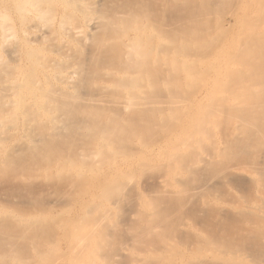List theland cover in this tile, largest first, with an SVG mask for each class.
<instances>
[{
	"label": "rangeland",
	"instance_id": "obj_1",
	"mask_svg": "<svg viewBox=\"0 0 264 264\" xmlns=\"http://www.w3.org/2000/svg\"><path fill=\"white\" fill-rule=\"evenodd\" d=\"M105 1L108 2L106 6L113 2L116 5L117 2L119 5L122 3L121 8H116L118 13L123 10L138 13L137 7L131 4L133 0H128L131 6H127L128 1L124 5L125 0ZM241 1L143 0L144 9L158 24L157 29L166 37L176 36L175 40L188 63L195 55L201 58L209 55L208 59L211 54L216 57L222 45L229 54L236 53L235 48L240 42L238 32L232 38L219 37L218 26L220 22L230 24L233 32L239 28L240 25L235 29L230 19L242 15L239 9ZM254 1H245L242 5V8L248 7L246 13L249 18L255 14ZM19 2L0 0V76L3 79L8 76L9 81L16 78L17 91L26 105L40 109L36 104L39 97L33 98L31 92L38 89V84L35 81L34 87L31 83L33 61L27 58L28 46L35 48L37 53L45 52L44 56L51 64L50 71L54 74L58 69L52 66L53 63L64 64L71 57L68 55L75 56L68 46L72 36L64 35L72 25H58L66 6L63 0H52V4L57 6L54 21L35 20L33 26L24 32L25 27L20 22L22 14L17 11ZM25 4L30 6V3ZM114 4L110 5L113 9ZM2 15H6L5 19ZM5 20L13 24L9 31L11 35L9 32L4 35L1 23ZM138 20L130 24L131 28L138 25ZM121 21L118 20V25H123ZM50 30L54 31L53 34L38 40L40 33H50ZM135 31L138 32L130 31L132 36ZM101 33L102 27L95 32L96 36ZM23 38L27 39V44ZM204 38L210 42L205 50L197 44ZM109 44L99 50L91 39L83 45L87 55L84 54L83 59L88 68L86 71L93 77L92 80L87 72L89 81L93 83H87L91 84L88 86L84 82L87 86L83 83L81 88V99L87 104L75 105L80 111L75 107L79 113L75 111L70 122L66 114L60 113L57 119L65 124L67 121L66 126L59 131L51 130L49 137H39L35 151L25 150V154L19 155L21 158L18 156L17 163L0 171V212L9 211V227L0 235L14 233L17 239L12 246L1 244L0 264H46L42 250L55 257V264H69L65 256L71 250L73 238L87 237L91 230L88 224L96 215L106 216L101 223L107 240L102 252L113 257L112 264H264V146L252 155L257 157L253 161L247 153L229 155L227 136L231 125L225 119L226 114L210 133L209 145L201 143L196 152L185 143L195 128V125L191 126V116L200 115L206 108L209 109L207 118L213 119L217 115L213 69L208 76L209 81L213 80L209 86H200L194 81L181 87L148 86L141 92L145 104L125 107L121 102L128 95L129 88H116L111 83H123L119 79L125 77L123 72L126 69L117 70L118 62L113 60V56L118 48L113 43ZM92 54L100 56L98 64L95 55L94 59L88 58ZM152 56L156 57V49H153ZM113 61L116 65L111 63ZM2 66L9 67L10 75ZM95 66H104V69L100 68L95 73ZM112 68H115L113 72H107ZM43 69L39 70L42 85L43 72H46ZM159 69L161 72L158 74L162 73L160 78L167 75L165 68ZM181 77L184 79L185 75L181 74ZM6 81L9 82L6 79L2 84H7ZM55 82L56 89H61V83ZM37 91L41 94L44 88ZM206 93H210L209 100L199 103ZM177 96H181V101L176 107L169 98ZM82 108L89 110V114L91 110L94 113L100 111L99 129L105 126H116V129L107 133L92 130L85 124L71 127L69 123L76 124L86 119V111L82 112ZM20 112L18 120L23 122ZM40 112L41 124L46 125L50 115L42 109ZM181 142L184 146L178 147ZM46 165L51 174L44 172L40 176L38 169L49 170L45 169ZM61 166L62 170H58ZM176 167L179 168L178 173ZM34 171L39 175H34ZM250 173H255L254 181L250 179ZM114 183L125 184L124 192L120 198L117 197V205H112L105 193V189ZM14 211L19 217L17 221L11 215ZM99 243L100 239H85L81 248L82 264H104V258L94 251Z\"/></svg>",
	"mask_w": 264,
	"mask_h": 264
},
{
	"label": "bare ground",
	"instance_id": "obj_2",
	"mask_svg": "<svg viewBox=\"0 0 264 264\" xmlns=\"http://www.w3.org/2000/svg\"><path fill=\"white\" fill-rule=\"evenodd\" d=\"M63 1L65 2L66 9L64 8V14L62 13L61 17L59 18L58 25L60 27L69 24L72 25L64 32V35L68 37L72 36V40H70V43L67 42V44L69 43L68 46H70V51L72 50L71 54L74 53L75 55H68L71 56L69 59L71 58L70 60L73 61H69L68 59V61L64 64L62 62L56 61L57 63H53L52 66L54 68L56 67L55 69L58 70L56 73L54 71V74H52L50 71L51 67L49 66L51 64L47 62L49 61V58L47 59L46 55L45 58L44 51L37 53L35 48L29 45L28 51L26 53L27 58L29 57L33 61V68L31 67L30 71L32 85L35 87L36 81V85L38 84V89L44 88V92L41 94L38 93V89L35 90L34 88L31 90L33 98L35 96V99L36 97H39L40 99L39 102H36L40 109L26 105L24 102L25 100H23V97L17 91L18 84L17 82H14L17 80L16 78L13 81H9L10 79H8V76L5 79L0 76L2 79H0V171L2 169L3 172V169H7L5 167L8 165L10 167V164L16 162L18 156L23 152V154H25L27 150L32 152L35 151L39 137L42 139L49 137L51 136V130L59 131L63 126H66V124H68L67 121H65V124L64 122H61L59 119H57L60 113L66 114L69 117L67 120L70 122L72 121L71 118L75 115V111H80V109L76 107V104H87L85 103V100L81 99V96L83 95L81 94L83 93V91L81 92V88L84 86V82H86V84L91 82L86 75L88 72L90 77V72L86 71L88 68L87 65L84 64L85 61H83L86 55L84 53L86 51L84 46L87 45H84V43H87L88 40L91 39L93 40L94 45L97 43L96 47L99 50L104 49L105 45L107 46L109 43H113L114 46H117L115 48H118V52L115 49L113 60H116L118 65L114 63L115 61L111 63H114L117 66V70L126 69L123 72V76L125 77L119 79L123 83L111 84L116 88H129L128 95H126L121 102L125 107L145 104V102H142L143 98L141 92L143 93V91L148 88V86L149 88L158 87L160 85L181 87L183 84L187 82L193 83V81L197 82L200 86H209L213 80L209 81L210 79L208 76L210 69H213L215 73L213 83H215V86L217 87V94L214 95V101L216 99L215 106L217 110L215 112L217 115H215L213 119L207 118V116H209V109L206 108L200 115L194 114L191 116V126L193 127L195 125V128H192V136H187L185 139V143H187L189 147L195 148L196 152L198 151L201 143L209 145L212 139L210 133L216 128L218 121L223 118V114H226L227 117L225 119L229 122L228 124L231 125V129L227 136L229 137L227 140L229 155L236 156L247 153L249 156H254L259 148L264 146V0L254 1L256 10L255 14L251 15L252 18H249L246 13L248 7L242 8V5H244L245 1L249 2L253 0H243L239 3V9H241L242 15L238 14L236 17L233 16L230 19V23L234 25L235 29L237 28L235 26L240 25L238 28L239 30L237 29L235 32H233L231 31L230 24H224L223 22H220L218 26V35H220L219 37L226 36L227 38H232L238 32L237 37L240 42L235 48L236 53L234 55L226 52L225 46L222 45V48L216 57H212L213 54H211L210 59H208L209 55L207 58H201L200 56L195 55L192 57L190 63H188V58H185L182 55L183 52L179 47V43L175 40L176 36H171L172 38L169 36L166 37L162 32H160L159 29H157L158 24L157 22H153L154 20L151 18L149 14L150 12L144 9L146 7L143 0H133L135 1V4L132 0V2L128 0L124 1V5L128 1V5L126 4L127 6H131L129 5V2H131L134 8L137 7L138 13L132 12L130 10H127V12H125V10L119 13L116 12V8L119 6V8H121L122 5V3L119 5L118 2L117 5L116 2H113L115 3L113 5L115 8L113 9L110 6L113 3L110 2L112 4H108L107 7L106 4L108 2L105 3V0ZM25 3H30V6L28 7ZM19 4L20 5L17 6V11L22 14L20 17V22L21 26L25 27V29H23L24 32L26 31L27 27L33 26L32 22H35V20L50 23L53 22L56 17L57 9L55 8L57 6L52 4V0H20ZM127 8L131 9V7ZM124 12L126 14H124ZM117 13H121V15H118ZM2 16L5 19L6 15ZM6 20H8V18ZM6 20L1 23L4 30V35L8 34V32L13 28V24L11 22H7ZM118 20H123L121 21L122 23L124 22L123 25H118ZM136 20H138V25L136 24L137 26L135 28H131L130 24ZM101 27L103 30V33H101L102 35L99 34L100 36H96L95 32L97 33ZM132 29L138 31H135L136 34L133 36L130 32ZM53 32L54 31H51L49 33L44 31L43 33H40L38 35V40L40 38L44 39L43 37L45 35L47 36V34H53ZM8 35H11L10 32ZM56 37H54V39H56ZM23 41L27 44V39L23 38ZM197 44L199 47L205 50L209 48L210 42L206 41V38H204L199 39ZM110 45L111 44H109V46ZM119 48L121 51H119ZM153 49H156V57L152 56ZM12 51L13 50L11 49V52ZM11 52L9 50V53ZM112 54L113 53H111V55ZM92 55H89L88 58H95V62L98 64L97 62H99L98 60L100 56L96 54L98 56L97 58L95 54ZM89 60L90 59H88V61ZM95 67H93L96 70L95 73H97L100 68L104 69V66L99 68ZM2 68L5 69L6 67L2 66ZM7 68L5 70H8V72H6L8 75H10L9 73L11 72ZM42 68H44L42 71H46L43 72V75L45 74L43 85L40 82L41 79H39V76L41 75H39V72ZM159 68H165L167 75L160 78L161 76L159 75L162 73L158 74V72H161ZM103 69H101L100 72H103ZM114 70L115 68H112V70L107 72H113ZM181 74L185 75L184 79L181 77ZM12 77L13 76L11 75V80ZM91 78L93 80L92 76ZM6 79L9 82L6 81L7 84H2V81L4 83V80ZM56 80L61 83V89H56ZM92 83L93 82H91V84ZM86 84L85 87L87 85H91ZM222 91L225 93L222 94ZM8 93L13 95L11 96V99H9L10 95ZM3 95L8 97V100H6ZM209 98L210 93H206L205 96L200 99L199 103L203 104L204 99L209 100ZM169 101L172 103V105L177 107L181 101V96H177L175 98L171 97L169 98ZM7 104H9V106H7ZM41 109L47 111L50 115L48 118L49 121L46 123V125L41 124ZM84 110L82 108L81 111L85 112L86 110ZM18 112H20V114L22 113L23 115V122L20 121L21 123L18 120ZM77 113L79 112L76 111V114ZM85 113L87 115L86 119H81L76 124L69 123L72 124L71 127L77 128L85 124L91 127L92 130L99 129L98 127L100 126L97 124L100 120L99 118H101L100 111L94 113V111L91 110L89 114L88 110V112L86 111ZM21 119L22 118L20 116V120ZM115 129L116 126H105L99 130L110 133ZM177 146H184V142L177 144ZM199 155L202 156L201 153ZM253 156L252 161L256 157L255 156L253 158ZM19 157L21 158V156ZM197 163L198 162L196 161L195 164ZM46 166L47 167L45 169H49L47 171L45 169V171H43V169H38L40 176L44 172L51 174L50 168H48V165ZM62 167L63 166L58 168V170H62ZM178 169L179 168H177V173L179 172ZM255 173H250L251 178L249 176L247 177L253 180L256 178ZM35 174L39 175L34 171V175ZM246 174L248 175V172ZM124 190L125 184H111L105 189V193L107 195L106 198L111 199L110 203H112V205H117V197H119L121 193L124 192ZM112 199H117V201H113ZM11 215H13L14 220H19L16 211H14ZM8 217L9 211L0 212V233L5 230V228L9 227V224L7 223ZM105 217L106 216L103 217L101 215H96L92 219L91 223L88 224L91 225V230L87 233V237L73 238L71 250L69 254L65 256V260L68 261L69 264H82L81 248L84 245L86 238L89 240L92 238L96 240L100 239V243L94 248V251L96 254L100 253L101 257L104 258V264H112L113 257L105 252H102L105 250V245L107 244L106 235L103 226L101 225V223L105 220ZM16 240V235L14 236V233L9 234L8 236L0 235V249H3V245L1 244H10V246H12L13 243L17 242ZM10 246L8 247L10 248ZM13 246H15V244ZM6 249H4L3 252H5ZM42 255L46 264L56 263L55 257L47 255L46 250H42Z\"/></svg>",
	"mask_w": 264,
	"mask_h": 264
}]
</instances>
